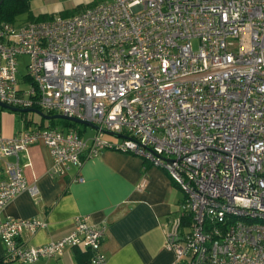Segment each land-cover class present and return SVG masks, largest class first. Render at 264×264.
I'll use <instances>...</instances> for the list:
<instances>
[{
    "label": "built area",
    "instance_id": "obj_1",
    "mask_svg": "<svg viewBox=\"0 0 264 264\" xmlns=\"http://www.w3.org/2000/svg\"><path fill=\"white\" fill-rule=\"evenodd\" d=\"M0 102L76 118L122 140L75 128L0 135V241L9 261L82 249L90 264L106 262L107 227L89 216L39 247L21 235L43 222L3 216L22 193L39 199L20 155L43 144L54 178L107 150L165 170L185 195L166 232L179 262L264 264V0H112L71 17L0 23Z\"/></svg>",
    "mask_w": 264,
    "mask_h": 264
},
{
    "label": "crops",
    "instance_id": "obj_2",
    "mask_svg": "<svg viewBox=\"0 0 264 264\" xmlns=\"http://www.w3.org/2000/svg\"><path fill=\"white\" fill-rule=\"evenodd\" d=\"M104 1L112 0L101 2ZM1 111L0 135L5 138L47 128L44 122L32 127V122L26 121L25 128L17 131L4 120L10 112ZM20 164L28 182L39 187L40 197L36 200L26 192L20 194L6 207L3 216L37 219L45 224L35 233H22L21 241L27 247L62 239L72 232L77 217L89 216L93 224L107 227L103 244L105 264H184L167 247L166 232L182 216L185 195L162 168L133 154L107 150L85 162L81 169L73 168L66 176L54 178L50 174L52 158L43 144L22 152ZM2 170L0 164L1 176ZM79 176L84 179L82 183L75 182ZM87 253L68 249L59 258L34 264H90ZM0 264H22L6 258L1 241Z\"/></svg>",
    "mask_w": 264,
    "mask_h": 264
},
{
    "label": "rangeland",
    "instance_id": "obj_3",
    "mask_svg": "<svg viewBox=\"0 0 264 264\" xmlns=\"http://www.w3.org/2000/svg\"><path fill=\"white\" fill-rule=\"evenodd\" d=\"M103 0H31V11L34 13V16L42 14H47L49 16H61L62 11H74V10H84L90 5L96 3L98 4ZM28 14L22 15L17 18V22L15 23L16 27H19L20 24L28 23ZM29 56L24 55L19 58L18 61V71L19 78H23L27 74V65L29 63ZM10 112V111H9ZM2 111L0 109V124L3 123ZM8 121V124L14 126L17 131H20L25 128L24 122H32V127H37L40 123L44 122L45 127H50L52 123L58 129H63L64 125L67 124V120L63 119H54V120H44L41 116L36 113H8V117H4V120ZM76 128L79 131H82L85 138L92 137L95 135L96 131L86 125L75 124ZM104 138L112 143L121 144L122 140L117 137L105 135Z\"/></svg>",
    "mask_w": 264,
    "mask_h": 264
},
{
    "label": "trees",
    "instance_id": "obj_4",
    "mask_svg": "<svg viewBox=\"0 0 264 264\" xmlns=\"http://www.w3.org/2000/svg\"><path fill=\"white\" fill-rule=\"evenodd\" d=\"M100 3V2H99ZM96 3L90 5L94 6ZM82 10H74V11H64L61 13L62 17H71L75 14L79 13ZM28 14V20L27 22H40V21H46L54 18L55 16H49V15H40V16H34L31 11V0H0V23H10L14 24L17 22V18ZM39 110V109H38ZM20 114V113H19ZM53 115V114H52ZM45 120V119H44ZM76 123L67 121V124L64 125L63 129L66 128H76ZM50 128V127H47ZM51 128H57L54 123H52ZM78 130V129H77ZM81 135L84 137L82 131H80ZM184 226L189 227L190 221L189 219H185ZM88 254L89 263L91 260V255Z\"/></svg>",
    "mask_w": 264,
    "mask_h": 264
},
{
    "label": "water",
    "instance_id": "obj_5",
    "mask_svg": "<svg viewBox=\"0 0 264 264\" xmlns=\"http://www.w3.org/2000/svg\"><path fill=\"white\" fill-rule=\"evenodd\" d=\"M0 109H4V110H8L10 112H14V113H20V114H24V113H36L39 116H41L43 119L45 120H54V119H63V120H67L76 124H81V125H86L89 126L91 128H93L95 131H102V133L109 135V136H113V137H118V135L112 133V132H107L103 129H100L97 126H94L92 124L86 123L84 121L78 120L76 118H70V117H66L64 115H47L44 112H42L41 110L38 109H18V108H13V107H9L3 103L0 102Z\"/></svg>",
    "mask_w": 264,
    "mask_h": 264
}]
</instances>
